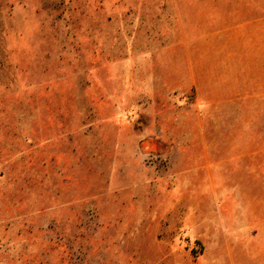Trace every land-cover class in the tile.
Returning a JSON list of instances; mask_svg holds the SVG:
<instances>
[{
  "label": "rangeland",
  "instance_id": "374dc122",
  "mask_svg": "<svg viewBox=\"0 0 264 264\" xmlns=\"http://www.w3.org/2000/svg\"><path fill=\"white\" fill-rule=\"evenodd\" d=\"M0 264H264V0H0Z\"/></svg>",
  "mask_w": 264,
  "mask_h": 264
}]
</instances>
